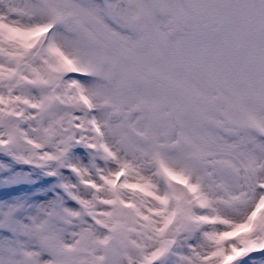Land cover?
<instances>
[{"label": "snow or ice", "instance_id": "snow-or-ice-1", "mask_svg": "<svg viewBox=\"0 0 264 264\" xmlns=\"http://www.w3.org/2000/svg\"><path fill=\"white\" fill-rule=\"evenodd\" d=\"M0 264H264V0H0Z\"/></svg>", "mask_w": 264, "mask_h": 264}]
</instances>
